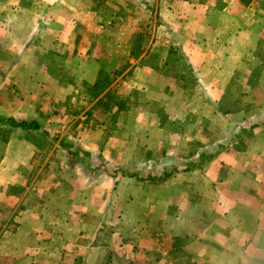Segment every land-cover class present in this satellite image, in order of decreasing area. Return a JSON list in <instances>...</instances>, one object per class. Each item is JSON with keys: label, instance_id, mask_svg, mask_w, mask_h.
<instances>
[{"label": "crops", "instance_id": "0c3cea01", "mask_svg": "<svg viewBox=\"0 0 264 264\" xmlns=\"http://www.w3.org/2000/svg\"><path fill=\"white\" fill-rule=\"evenodd\" d=\"M3 1L6 2L0 3H5L4 8L10 9L8 0ZM154 1L155 16L160 20L153 24L146 43L142 41L139 54H132L133 40L128 37L135 32L136 26L126 22L119 24L112 38L118 47H106L110 57H118L119 61L113 64L114 69L107 76L103 73L95 81L98 95L92 93L90 85L91 70L98 61L89 60L94 62L91 63L79 59L85 65L82 68L73 65L80 73L72 83H62L63 93L59 98L64 100L73 94V100L78 105L84 104L87 110L85 114L83 111L76 114L88 116L93 114L99 98L110 88L117 89L125 97V102L118 103V107L127 110L123 114L138 118L135 122L139 125L136 144L139 146V170L142 167L152 179L168 173L164 178L168 199L176 202L179 197V203L184 204L187 211L203 213L205 222L200 226L202 241L197 258L207 264H241L247 252L250 260L256 258L264 264V47H258L264 38V19L261 24L257 23L264 9H258L260 14L256 9L262 1L223 0L227 5H221L220 14L227 20L212 25L205 22L206 16L198 18L194 11L180 15L172 5L175 0L148 2ZM206 1L209 2L197 0ZM185 3L189 5L191 0ZM12 15L17 18L20 14L17 11ZM29 30L27 36L35 30L34 26ZM17 48L11 47V50ZM82 48L73 47L84 52ZM25 50L28 60H17L13 64L18 68L14 83L20 88L22 82L35 86L49 77L42 75L43 65L39 64L34 47L22 49L21 56ZM86 50L93 52L94 47ZM131 91L136 97L129 95ZM159 107L168 125L161 124ZM0 111H7V106L0 105ZM9 114L17 113L11 111ZM87 130L89 132V129L79 132ZM90 141L81 136L72 144L79 150H89L94 145ZM118 145L120 148L134 146L127 140ZM57 147L64 149L61 145ZM34 150L31 141L11 138L0 159V196L16 201L30 196L15 216L20 224L17 232L29 230L25 243L29 247L34 245L32 251L53 256L55 264H122L115 260L108 243L90 241L85 249L80 248L79 238L85 225H81L79 215L75 214L78 205H71L63 198L66 187L72 193L81 194L84 178L79 176L80 172L87 171L88 177L91 176L89 165L83 163L88 157L67 153L75 160L74 169L70 171L72 166L65 164V172H61L63 168L57 165L48 179L49 185L43 187L36 177L26 178L24 168ZM93 161L112 162L105 155ZM125 162L127 157L120 155L119 163ZM118 176L114 177V172L104 173L103 185L108 191L114 179L120 182L124 179L122 174ZM94 182L87 179V184L94 185ZM6 187L13 191L7 193L3 190ZM153 189L152 186L151 197ZM0 200L3 203H0V210H4V199ZM207 229L210 231L204 235ZM168 230L174 231L175 227L171 225ZM39 231L45 235L40 236ZM89 233L93 240L99 236L91 230ZM2 235L0 254L17 242L19 236L12 231H3ZM156 239L150 245L159 250L161 243ZM171 242L169 249H172ZM129 243L137 244L139 250L124 253L125 264H169L173 257L169 249L166 254L149 257V244L144 239H130Z\"/></svg>", "mask_w": 264, "mask_h": 264}, {"label": "rangeland", "instance_id": "374dc122", "mask_svg": "<svg viewBox=\"0 0 264 264\" xmlns=\"http://www.w3.org/2000/svg\"><path fill=\"white\" fill-rule=\"evenodd\" d=\"M148 1L151 0H8L10 9L4 8L5 3H0V105L7 106V111H0V114L13 116L18 121L34 120L38 123V128L28 129L0 124V159L9 139L31 141L35 150L30 156L29 164L24 168L26 178L36 177L39 186L45 187L49 185L48 179L55 173L57 165L60 164L63 168L61 172H65V164L72 166L70 171L74 169L75 160L68 154L88 157L83 159V163L89 165L91 176L88 177L87 171L80 172L79 176L84 178L81 194L72 193L66 187L63 195L64 200H69L71 205H78L75 214L79 215L81 225H85V230L81 229L82 236L79 238L82 250L90 241L108 243L106 245L110 246L115 260L125 264L127 260L123 258V254L139 250L137 244L129 243L130 239H144L149 244V257L168 253V244L172 241V249L169 251L171 250L173 257L169 264H207L197 258L202 241L199 237L202 232L200 226L205 222L203 213L187 211L185 205L179 203V197L176 202L169 200L164 179H152L147 177L148 174H145L142 167L139 170V146H136L139 140V125L135 122L138 118L128 114L125 116L123 113L127 110L118 107L119 102H125L123 94H119L117 89L113 90L114 87L110 88L95 102L93 114L80 117L77 114L82 111L85 114L87 110L84 104L78 105L73 100V94L70 93L64 100L59 98L63 93L62 83H72L73 78L80 73L79 68L85 65L81 60L98 61H89L95 64L91 70L93 77L90 79L92 93L98 95L95 81H98L103 73L107 76V73L114 69L113 64L119 61L118 57H110L106 48L118 47L112 38L117 33L119 24L126 22L127 25L136 26L135 32L128 37L133 40L132 54H139L142 41L150 38L153 24L160 20L155 16V1ZM186 1L190 0L172 1L173 7L180 15L194 11L198 18L206 16L205 22L209 25L227 20L220 14L221 5L226 6V1L209 0L200 3L191 0L189 5ZM261 1L256 8L259 14L261 11L258 12V9H264V0ZM20 8L29 9L31 12ZM17 11L20 15L14 18L12 13ZM263 19L264 15L260 14L257 23L261 24ZM31 25L35 30L27 36ZM11 47L18 48L11 50ZM33 47L39 64L43 65L42 75L48 74L49 77L35 86L22 82L19 84L20 88L17 82L14 83L18 68L13 67V64L17 60H28L29 54L26 50L21 56L22 49ZM73 47H83L85 50L77 51ZM87 47H94V51L89 53ZM258 47H264V38L258 43ZM73 65L79 68L74 70ZM72 93L75 92L72 90ZM129 95L135 93L131 91ZM11 111L17 114H9ZM158 111L161 124L168 125L161 107ZM19 112L21 114H18ZM80 125L82 128H79ZM85 129H89V132H79ZM81 136L84 140L90 139V143H94L93 147L89 150H79L75 147L72 142ZM123 140L131 141L134 146L120 148L118 143ZM109 141L111 145H107ZM59 145L64 146V149L58 150ZM163 154H167L166 150H163ZM104 155L111 158L112 162L99 164L93 161ZM120 155L127 157V162L120 164ZM148 156L151 157V154ZM92 157L94 159H91ZM107 172H114V177H119L120 174L124 176L122 182L112 178L114 184L112 183L110 191L103 185L102 177ZM87 179L95 181L94 185L87 184ZM152 186L154 189L151 197ZM3 190L7 193L13 191L9 187ZM1 198L4 199L6 208L0 210V241L3 239V231H12L19 236L17 242L0 254V264H47L50 261L55 264L53 256H46L38 250L32 251L34 245L29 247L25 243V240L29 239V230L21 229L17 232L20 224L15 220V216L25 207L26 199L30 196L23 201L9 199L8 196H0ZM0 203L3 204L1 200ZM171 225L175 227L174 231L168 230ZM89 230L98 233L96 240L90 237ZM208 231L210 230L207 229L204 235ZM37 234L45 235L42 231ZM154 238L159 241L155 242L161 243L159 250L150 245ZM244 255L245 259L241 264H260L256 258L250 260L247 252H244Z\"/></svg>", "mask_w": 264, "mask_h": 264}, {"label": "trees", "instance_id": "16d2710c", "mask_svg": "<svg viewBox=\"0 0 264 264\" xmlns=\"http://www.w3.org/2000/svg\"><path fill=\"white\" fill-rule=\"evenodd\" d=\"M0 124H7L11 127H20L22 129H28V128H38V123L35 122L34 120L32 121H18L16 120L13 116H3L0 114ZM168 176V173H164L161 176L155 177L156 179H164L165 177Z\"/></svg>", "mask_w": 264, "mask_h": 264}]
</instances>
